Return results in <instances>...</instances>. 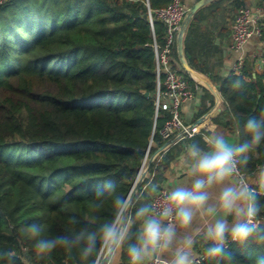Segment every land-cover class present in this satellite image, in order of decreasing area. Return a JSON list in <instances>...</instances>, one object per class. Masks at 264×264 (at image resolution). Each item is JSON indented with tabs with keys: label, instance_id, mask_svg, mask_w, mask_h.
Listing matches in <instances>:
<instances>
[{
	"label": "trees",
	"instance_id": "16d2710c",
	"mask_svg": "<svg viewBox=\"0 0 264 264\" xmlns=\"http://www.w3.org/2000/svg\"><path fill=\"white\" fill-rule=\"evenodd\" d=\"M172 1L8 0L0 6V251H14L15 264H91L92 258L82 260L77 250L37 256L25 226L42 222L46 236L75 231L67 217H87L98 184L119 180L118 191L128 196L148 148L150 157L164 144L160 130L170 114H155L153 44L164 45L166 26L156 18L152 26L149 11ZM249 3L264 5V0L210 2L194 15L184 41L189 64L221 93L224 108L214 121L239 131L241 139L248 117L264 119V73L254 75L249 59L240 74L215 71L219 48L213 39L225 31L223 23L216 26L218 17H236ZM171 55L195 90L176 45ZM185 141L156 167L151 164L150 181L163 187L170 161ZM249 157L244 172L264 164V142ZM150 181L144 179L132 199H139ZM98 215L110 219L111 206L105 204ZM233 251L237 264H250L247 251ZM121 257L120 264H128L126 247ZM202 264L213 262L206 258Z\"/></svg>",
	"mask_w": 264,
	"mask_h": 264
},
{
	"label": "clouds",
	"instance_id": "9594fccd",
	"mask_svg": "<svg viewBox=\"0 0 264 264\" xmlns=\"http://www.w3.org/2000/svg\"><path fill=\"white\" fill-rule=\"evenodd\" d=\"M240 132L228 137L212 131L183 148L181 163L187 182L174 184L161 198V185L144 184L139 199L118 191L119 180L105 178L95 187L86 218L67 217L76 229L45 235L42 222H32L24 235L39 257L58 248L71 254L77 250L84 261L107 264L126 247L128 264H196L199 245L213 264H237L233 247L247 251L250 264H264V165L257 166L253 179L243 174L249 154L264 142V119L248 117ZM109 204L110 219L98 213ZM12 250L0 251V260L15 264Z\"/></svg>",
	"mask_w": 264,
	"mask_h": 264
},
{
	"label": "built area",
	"instance_id": "2783aa9c",
	"mask_svg": "<svg viewBox=\"0 0 264 264\" xmlns=\"http://www.w3.org/2000/svg\"><path fill=\"white\" fill-rule=\"evenodd\" d=\"M8 0H0V6ZM189 10L184 0H173L163 8L149 11V18L152 26L154 19L162 21L166 26L164 45L154 42L155 51V74H156V97L155 114L159 115L160 110L168 111L170 117L165 121L160 130L164 143L172 140V144L165 148L154 160L155 167L163 158V153L177 142L192 138L203 131L197 124H187L181 116L182 105L193 99L195 90L189 79L172 63V47L177 46V39L183 20ZM253 38H260L264 41V7H241L235 17L232 28V47L234 50L242 49L245 44ZM244 58L237 59L232 67L231 73L240 74L242 72ZM199 84H197L198 86ZM196 86V87H197ZM199 87V86H198ZM150 147L147 150L143 166L149 160ZM243 174L247 173L242 170ZM152 178L154 172L148 171ZM167 188H161V198ZM201 258L196 259V264L201 262Z\"/></svg>",
	"mask_w": 264,
	"mask_h": 264
},
{
	"label": "crops",
	"instance_id": "0c3cea01",
	"mask_svg": "<svg viewBox=\"0 0 264 264\" xmlns=\"http://www.w3.org/2000/svg\"><path fill=\"white\" fill-rule=\"evenodd\" d=\"M184 1L187 7L190 8L193 4H195L199 0H184ZM253 1L254 2L256 1V3L259 2V0H253ZM260 6L264 7V5H258V4H255L254 6H250V7H260ZM234 17L235 16L232 17L230 15L224 19L223 14H221L215 23L216 26H219L220 24L223 23L224 24L223 26L225 27V31H223L221 35L216 34V37L213 39V45L219 48V52L216 55L218 61H217V66L215 67V71L220 72L223 76H228L230 75L231 67L233 63L240 57H243L244 61L247 59L251 61L254 75L264 73V41L262 39L253 38L250 41H248L242 49L238 51L233 49L232 28H233ZM203 24H206V22H203ZM215 32L217 33V31ZM198 86L195 88L194 98L186 101L182 105L181 116L185 121V123L198 125V127L203 131V133H198L196 135L203 136L209 134L212 131H215V132L223 133L225 136L228 137L234 136L236 132L230 131L229 129H226L223 125H219L214 121V119L219 115L221 110L224 108L223 99L221 103H218L216 95L210 89L205 87L212 93L213 99L204 91L203 88L204 86H201L200 84ZM205 107H207L206 111L201 112L202 108ZM195 136H193L192 138H194ZM192 138L182 140V141L185 140L186 141L183 142L181 149H177L180 150L179 153H176L174 157L171 159L170 165L165 172V178L162 182L163 187L169 189L174 184L187 182V177L184 175V169L181 160H182L184 145L186 143H189L187 140H191ZM177 143H175L174 145H176ZM174 145L168 148L163 153V155H166L167 152L170 149H172ZM254 171L246 172L250 180L253 179ZM148 178L150 181L149 174L147 173L145 179ZM121 252L122 250L109 256L107 264H120L122 262ZM195 258L202 259L201 262L198 264H202L206 259V257L203 256L202 249H200L199 245L195 250Z\"/></svg>",
	"mask_w": 264,
	"mask_h": 264
},
{
	"label": "water",
	"instance_id": "95a60500",
	"mask_svg": "<svg viewBox=\"0 0 264 264\" xmlns=\"http://www.w3.org/2000/svg\"><path fill=\"white\" fill-rule=\"evenodd\" d=\"M213 0H199L197 1L195 4H193L184 20L181 26V29L179 31V35H178V39H177V52H178V59L180 62V65L182 67V69L197 83L200 84L204 87H207L208 89H210L217 97V101L218 103L222 102V96L221 93L219 91V89L217 88V86L206 76H204L203 73L195 70L188 62L186 54H185V50H184V41H185V36H186V32L190 26V23L194 17V15L196 14V12L201 9L202 7H204L205 5H207L209 2H211ZM172 144V140H168L166 141L161 147H159L149 158L147 164L144 166H142L140 173L137 177V180L134 183V186L131 190V192L129 193L128 197L130 199L133 198L135 191L137 190L138 186L140 185V183L145 179L149 168L151 166V164L154 162L155 158L168 146H170ZM144 167V169H143ZM107 262L109 259V256L106 257Z\"/></svg>",
	"mask_w": 264,
	"mask_h": 264
},
{
	"label": "rangeland",
	"instance_id": "374dc122",
	"mask_svg": "<svg viewBox=\"0 0 264 264\" xmlns=\"http://www.w3.org/2000/svg\"><path fill=\"white\" fill-rule=\"evenodd\" d=\"M249 5H251V6H254V5H255V3H249ZM204 76H206V75H204ZM206 77L208 78V76H206ZM201 86H202V85H201ZM139 187H140V186H138V188H137V190L135 191V193H137V191H138Z\"/></svg>",
	"mask_w": 264,
	"mask_h": 264
},
{
	"label": "bare ground",
	"instance_id": "6f19581e",
	"mask_svg": "<svg viewBox=\"0 0 264 264\" xmlns=\"http://www.w3.org/2000/svg\"><path fill=\"white\" fill-rule=\"evenodd\" d=\"M145 167V166H144ZM144 167H143V169H144Z\"/></svg>",
	"mask_w": 264,
	"mask_h": 264
}]
</instances>
